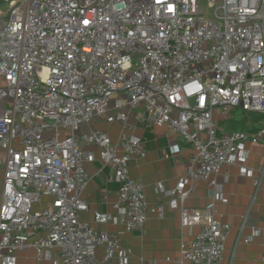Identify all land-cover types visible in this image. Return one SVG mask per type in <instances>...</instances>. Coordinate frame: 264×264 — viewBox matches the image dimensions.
<instances>
[{
	"label": "built area",
	"instance_id": "1",
	"mask_svg": "<svg viewBox=\"0 0 264 264\" xmlns=\"http://www.w3.org/2000/svg\"><path fill=\"white\" fill-rule=\"evenodd\" d=\"M235 109L264 117V0H207L206 9L201 0H0V264L31 248L51 264H128L118 241L80 215L85 146L120 184L127 231L145 234L161 211L130 177L131 161L147 153L128 134L133 123L166 127L194 149L188 179L205 182L214 201L189 209L193 189L158 188L183 229L200 228L177 263L222 264L231 226L217 220V177L245 161V143L264 142V125L219 134V114ZM100 119L121 124L117 143L92 128ZM257 173L258 188L264 166ZM94 221L110 217L95 212Z\"/></svg>",
	"mask_w": 264,
	"mask_h": 264
},
{
	"label": "crops",
	"instance_id": "2",
	"mask_svg": "<svg viewBox=\"0 0 264 264\" xmlns=\"http://www.w3.org/2000/svg\"><path fill=\"white\" fill-rule=\"evenodd\" d=\"M230 114H219L220 135L232 133L228 120L234 118L239 121ZM242 118L247 120V125L245 131L241 132L255 134L264 125V117L260 115L249 117L244 114ZM92 128L107 131L113 144L119 140L122 130L121 124H108L103 119L93 122ZM128 134L143 141L147 151L145 158L131 161L130 177L144 184L150 208H159L161 211L151 214L145 234L141 231H127L122 222L124 212L115 207L120 184L112 179L110 169L103 166L100 150L85 146L91 155L85 164L89 181L83 193L88 211L83 212L80 218L96 232H105L115 238L119 248L128 252V264H178L182 244L194 241L200 228L183 229L180 209H172L170 197L164 195L158 187L163 186L166 191L193 189L185 206L199 210L214 201L213 191L205 182L192 183L188 179L195 151L177 134L166 127H147L143 123H133V130ZM244 149L248 152L245 161L238 160L237 165L223 167L217 177V220L231 226L222 264H264V177H261L259 187L255 186V180L260 178L257 170L264 166V142L245 143ZM240 165L249 170V173H244ZM0 177L1 185L2 172ZM49 201V198L44 199L45 203ZM35 208L40 209V206ZM95 212L107 214L110 221L107 224H97L94 221ZM105 255V248L97 249L98 261H103ZM17 264L51 263L39 262L37 252L31 248L17 253ZM108 264H121V260L115 256Z\"/></svg>",
	"mask_w": 264,
	"mask_h": 264
},
{
	"label": "trees",
	"instance_id": "3",
	"mask_svg": "<svg viewBox=\"0 0 264 264\" xmlns=\"http://www.w3.org/2000/svg\"><path fill=\"white\" fill-rule=\"evenodd\" d=\"M228 121H230L229 128L231 129V132H241V131H245L246 125H247L246 124L247 120H244L243 118H241V119H239V121H237L234 118H231Z\"/></svg>",
	"mask_w": 264,
	"mask_h": 264
},
{
	"label": "rangeland",
	"instance_id": "4",
	"mask_svg": "<svg viewBox=\"0 0 264 264\" xmlns=\"http://www.w3.org/2000/svg\"><path fill=\"white\" fill-rule=\"evenodd\" d=\"M201 4H202V6H203L204 9L207 8V0H201ZM244 114H245V113L242 112L241 110H239V109H235V110L233 111V113H231L230 115H231L232 117L237 118V119H241V118L243 117ZM248 115H249V117H252V116H253V114H248ZM0 178H1V177H0ZM1 190H2V186L0 185V193H1Z\"/></svg>",
	"mask_w": 264,
	"mask_h": 264
},
{
	"label": "snow or ice",
	"instance_id": "5",
	"mask_svg": "<svg viewBox=\"0 0 264 264\" xmlns=\"http://www.w3.org/2000/svg\"><path fill=\"white\" fill-rule=\"evenodd\" d=\"M157 2L160 3V2H162V0H157ZM169 10L170 11L172 10L171 7H169ZM87 23H88V21H85V24H87Z\"/></svg>",
	"mask_w": 264,
	"mask_h": 264
}]
</instances>
